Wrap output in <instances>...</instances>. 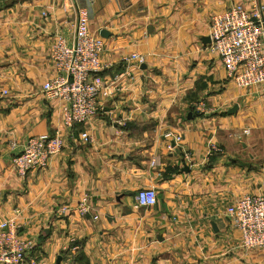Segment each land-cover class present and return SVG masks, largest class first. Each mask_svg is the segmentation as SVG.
Masks as SVG:
<instances>
[{
  "label": "crops",
  "instance_id": "crops-1",
  "mask_svg": "<svg viewBox=\"0 0 264 264\" xmlns=\"http://www.w3.org/2000/svg\"><path fill=\"white\" fill-rule=\"evenodd\" d=\"M245 1L0 0V219L19 211V233L35 242L23 264H264V250L234 249L241 233L225 214L241 195L264 194V89L236 87L208 47L211 16ZM75 2L104 38L106 78L129 53L146 57L103 100L90 142L85 127L61 126L42 92L56 36L74 41ZM56 131L61 153L19 175L25 141ZM149 185L159 200L148 208L136 194Z\"/></svg>",
  "mask_w": 264,
  "mask_h": 264
},
{
  "label": "built area",
  "instance_id": "built-area-1",
  "mask_svg": "<svg viewBox=\"0 0 264 264\" xmlns=\"http://www.w3.org/2000/svg\"><path fill=\"white\" fill-rule=\"evenodd\" d=\"M76 3V2H75ZM76 20L73 23L74 41L56 36L49 53L55 73L42 86L47 100L57 102L61 114V126L72 130L83 126L81 139L90 142L89 125L102 110L103 100L119 89L122 78L133 79V71L146 60L145 55L132 52L124 56L125 70L106 78L102 72L105 41L90 28V13L76 3ZM46 16V11L43 12ZM209 50L215 53L226 68L228 79L238 88L263 87L264 89V3L246 0L230 8L214 13L210 18ZM200 108H206L199 101ZM175 142L182 135L168 133ZM64 138L59 131L30 136L22 150L13 157V166L22 177L34 169H43L63 150ZM223 153L221 146L211 144L210 154ZM186 160L192 161L190 154ZM152 161V165H155ZM136 200L140 206L154 207L159 197L155 185L142 187ZM91 198L85 194L77 211L82 216L91 213ZM66 211V206L61 208ZM226 217L232 227L241 233L234 249L245 253L253 249L264 250V194L246 193L226 204ZM19 211L0 219V264H23L34 250L35 242L19 233ZM94 218H98L97 215Z\"/></svg>",
  "mask_w": 264,
  "mask_h": 264
},
{
  "label": "water",
  "instance_id": "water-1",
  "mask_svg": "<svg viewBox=\"0 0 264 264\" xmlns=\"http://www.w3.org/2000/svg\"><path fill=\"white\" fill-rule=\"evenodd\" d=\"M101 35H103V36H107V35H108V31H107V30H105V29H104V30H102V31H101Z\"/></svg>",
  "mask_w": 264,
  "mask_h": 264
},
{
  "label": "rangeland",
  "instance_id": "rangeland-1",
  "mask_svg": "<svg viewBox=\"0 0 264 264\" xmlns=\"http://www.w3.org/2000/svg\"><path fill=\"white\" fill-rule=\"evenodd\" d=\"M75 22V21H74ZM72 26H73V24H72ZM74 35V34H73ZM73 43V42H72ZM71 43V44H72ZM105 50V49H104ZM104 52V51H103ZM132 53V52H131ZM130 54V53H129ZM102 74H103V72H102ZM253 250H262V249H253ZM253 250H251V251H253ZM250 252V251H249Z\"/></svg>",
  "mask_w": 264,
  "mask_h": 264
}]
</instances>
